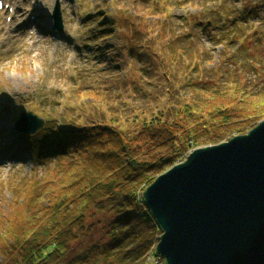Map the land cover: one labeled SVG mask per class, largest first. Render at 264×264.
<instances>
[{
	"label": "rangeland",
	"instance_id": "obj_1",
	"mask_svg": "<svg viewBox=\"0 0 264 264\" xmlns=\"http://www.w3.org/2000/svg\"><path fill=\"white\" fill-rule=\"evenodd\" d=\"M1 1L0 212L41 177L38 149L57 129L112 118L134 133V117L202 94L264 91V0ZM56 3L63 30L50 33ZM22 112L42 128L15 130Z\"/></svg>",
	"mask_w": 264,
	"mask_h": 264
},
{
	"label": "trees",
	"instance_id": "obj_2",
	"mask_svg": "<svg viewBox=\"0 0 264 264\" xmlns=\"http://www.w3.org/2000/svg\"><path fill=\"white\" fill-rule=\"evenodd\" d=\"M225 90L136 116L134 133L108 118L49 134L38 149L41 177L0 212V264H65L72 247L70 264H145L161 231L142 192L193 149L264 121V91Z\"/></svg>",
	"mask_w": 264,
	"mask_h": 264
},
{
	"label": "water",
	"instance_id": "obj_3",
	"mask_svg": "<svg viewBox=\"0 0 264 264\" xmlns=\"http://www.w3.org/2000/svg\"><path fill=\"white\" fill-rule=\"evenodd\" d=\"M52 21L61 31L58 3ZM42 126L30 112L14 124L24 135ZM142 199L161 230L154 254L164 264H264V121L245 135L193 150Z\"/></svg>",
	"mask_w": 264,
	"mask_h": 264
},
{
	"label": "built area",
	"instance_id": "obj_4",
	"mask_svg": "<svg viewBox=\"0 0 264 264\" xmlns=\"http://www.w3.org/2000/svg\"><path fill=\"white\" fill-rule=\"evenodd\" d=\"M147 261H151L153 264H159V260L157 258H150V256L147 258Z\"/></svg>",
	"mask_w": 264,
	"mask_h": 264
},
{
	"label": "bare ground",
	"instance_id": "obj_5",
	"mask_svg": "<svg viewBox=\"0 0 264 264\" xmlns=\"http://www.w3.org/2000/svg\"><path fill=\"white\" fill-rule=\"evenodd\" d=\"M186 156H187V155H186ZM186 156H185V157H186ZM142 193H143V192H142ZM141 196H142V194H141ZM159 229H160V228H159ZM160 231H161V230H160ZM158 241H159V238H158ZM158 241H157V243H158ZM154 253H155V248L153 247V248H152V252H151L149 255H150V256H151V255L155 256Z\"/></svg>",
	"mask_w": 264,
	"mask_h": 264
}]
</instances>
